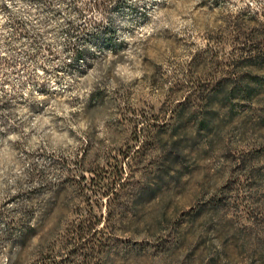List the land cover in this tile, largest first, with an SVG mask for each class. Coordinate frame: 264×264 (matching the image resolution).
Masks as SVG:
<instances>
[{"label":"rangeland","instance_id":"obj_1","mask_svg":"<svg viewBox=\"0 0 264 264\" xmlns=\"http://www.w3.org/2000/svg\"><path fill=\"white\" fill-rule=\"evenodd\" d=\"M0 264H264V0H0Z\"/></svg>","mask_w":264,"mask_h":264},{"label":"trees","instance_id":"obj_2","mask_svg":"<svg viewBox=\"0 0 264 264\" xmlns=\"http://www.w3.org/2000/svg\"><path fill=\"white\" fill-rule=\"evenodd\" d=\"M92 226H94V224H93V223H92ZM95 235H96V234H95ZM95 235H92V236L94 237ZM93 237H92V238H93ZM80 238H82V236H81Z\"/></svg>","mask_w":264,"mask_h":264}]
</instances>
